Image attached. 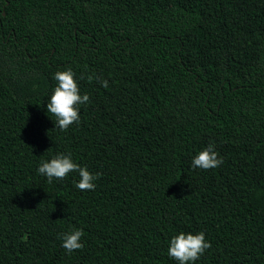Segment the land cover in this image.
Wrapping results in <instances>:
<instances>
[{
	"label": "trees",
	"instance_id": "16d2710c",
	"mask_svg": "<svg viewBox=\"0 0 264 264\" xmlns=\"http://www.w3.org/2000/svg\"><path fill=\"white\" fill-rule=\"evenodd\" d=\"M68 69L89 102L62 131ZM209 144L223 163L193 168ZM60 153L94 190L38 173ZM201 231L190 264H264V0H0V264H179Z\"/></svg>",
	"mask_w": 264,
	"mask_h": 264
},
{
	"label": "clouds",
	"instance_id": "9594fccd",
	"mask_svg": "<svg viewBox=\"0 0 264 264\" xmlns=\"http://www.w3.org/2000/svg\"><path fill=\"white\" fill-rule=\"evenodd\" d=\"M54 78L58 83L47 102V112L56 117L55 128L66 131L71 125L79 122L80 113L77 105L87 104L89 96L80 94L78 83L74 79V73L71 69L56 72ZM93 78L92 75L88 76L89 81ZM102 85L107 87V80L102 81ZM222 163L223 160L219 158L213 144H209L192 160L193 168L203 170L217 168ZM37 171L47 178L48 183H52L53 179L63 180L70 172H77L80 179L75 186L81 191L94 190L96 187L94 181L100 175L99 173L94 175L86 167L74 162L70 153L56 154L50 160L41 161ZM82 236L83 231L81 229L60 234L63 241L62 247L69 254L82 249L84 247L81 240ZM210 247L211 244L206 240L204 232L201 231L196 234L180 232L171 238L168 255L178 261L179 264H190V262L197 261Z\"/></svg>",
	"mask_w": 264,
	"mask_h": 264
}]
</instances>
